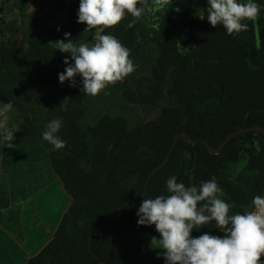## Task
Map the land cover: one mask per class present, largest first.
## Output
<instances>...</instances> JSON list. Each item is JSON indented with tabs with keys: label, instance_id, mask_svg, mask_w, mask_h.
Here are the masks:
<instances>
[{
	"label": "trees",
	"instance_id": "trees-1",
	"mask_svg": "<svg viewBox=\"0 0 264 264\" xmlns=\"http://www.w3.org/2000/svg\"><path fill=\"white\" fill-rule=\"evenodd\" d=\"M17 1L24 17L29 0ZM155 1L147 0L140 19L127 14L103 33L114 35L130 50L136 66L131 76L144 73L137 80L130 78L132 87L124 98L130 105L153 109L156 119L133 131L119 117L104 115L88 122L87 94L81 91L79 76L75 87L67 81V89L59 94L56 88L40 85L43 79H59L67 67L65 59L74 64L70 54L52 42H67L65 33L77 45L94 38V31L84 32L87 25L77 22L80 0L70 7L66 27L47 29L42 21L31 19L28 30L5 19V7L16 1H0V96L15 105L17 124L9 127L16 131L13 141H37L46 149L52 172L71 201L55 235L25 264H166L163 250L151 244L154 237L160 239L155 226L138 225L141 203L122 211L123 237L120 209L140 199L176 136L216 150L238 131L264 128V0H254L261 6L258 22H247L246 32L232 36L222 25L214 28L188 10L175 21L173 5L162 13L154 9ZM142 36L145 44L155 46V58L136 57ZM53 119L62 121L58 135L66 147L60 150L42 139ZM241 163L244 168L237 171ZM172 176L186 187L214 177L225 193L222 199L234 204L230 215L251 211L253 198L264 197V137L254 132L237 136L218 155L201 145L178 143L144 199L169 195L167 180ZM205 233L224 236L215 222L191 235Z\"/></svg>",
	"mask_w": 264,
	"mask_h": 264
},
{
	"label": "clouds",
	"instance_id": "clouds-1",
	"mask_svg": "<svg viewBox=\"0 0 264 264\" xmlns=\"http://www.w3.org/2000/svg\"><path fill=\"white\" fill-rule=\"evenodd\" d=\"M157 4L170 6L172 0H156ZM207 19L212 27L222 25L227 34L239 35L249 28L247 22L256 24L260 18L261 6L254 0H208ZM147 6V0H80L78 23L86 24L84 32H93L95 43L89 46L82 42L74 44L70 33L65 39L52 42L62 53H69L70 63L65 72L59 74L63 84L70 81L76 86V77L82 78V93L98 96L109 85L122 82L136 70L130 59V50L106 29L119 25L131 14L140 19ZM204 19V11L199 10ZM129 23L128 27H132ZM12 104L0 105V118L6 122ZM62 127L59 119L51 120L42 133V139L54 150L66 147V141L58 135ZM0 137L3 147L14 148L12 141L16 131L0 122ZM169 195L144 199L137 211L138 225L152 226L160 234L151 244L163 250L166 264H261L264 256V197L253 198L254 210L243 214H229L234 204L225 202V195L216 179L202 182L199 186L186 187L172 176L167 180ZM215 222V227L224 233L223 238L207 233L192 237L193 230H199Z\"/></svg>",
	"mask_w": 264,
	"mask_h": 264
},
{
	"label": "rangeland",
	"instance_id": "rangeland-1",
	"mask_svg": "<svg viewBox=\"0 0 264 264\" xmlns=\"http://www.w3.org/2000/svg\"><path fill=\"white\" fill-rule=\"evenodd\" d=\"M15 1L16 2H13V4H11L10 6L5 7L4 9L5 19L7 22L16 21L18 24L22 23L21 26L23 27L24 30H28L30 28V25L33 24V21L31 19L42 21L44 23V27L47 29H56V28L66 27L68 12L74 2V0H29L27 7L24 11V17H22L17 10V6L20 5V2L17 0ZM176 2L183 3L182 6H188L189 5L188 2H190L192 4H195L197 7L198 6L200 7L203 4V2H205V0H172L171 4H175ZM154 6H155L154 9L156 11L164 13L165 11L169 9L171 5L167 6V4L165 3L157 4L155 1ZM0 7H1V4H0ZM140 40L141 42L139 45L141 46L139 50L137 51L136 57L141 56L144 59H148L151 57L155 58V53H156L155 46L151 45L150 44L151 42L145 44V41L147 39L144 36H142ZM91 42H88L89 46L95 43V38H93ZM64 72L65 71H63L62 73ZM43 73H46V71H44ZM58 74H59V71H58ZM142 74L144 73L141 70L137 73V75H134V76L129 75L122 82H117L115 85H109L98 96L87 95L86 96V106L88 109V115L86 117H88V122L90 123L92 122V120H95L96 118L101 117L103 115H108L111 118L119 117V118L124 119L128 123L130 131H133L139 125L144 123L146 120L155 118L156 113L154 112L153 109L145 108L142 106L130 105V103L124 98V95L132 87L130 78H133V79L136 78L135 80H137ZM66 83L67 81L61 84L58 79V76H55L52 82H49L43 79L40 85L44 89L47 88L48 86L52 88H56L58 89V94H59V93H62L63 90L67 89V86H65ZM7 103H11V102L6 100L4 97L0 96V105L7 104ZM11 104H12V109L7 113L8 120L4 122L2 121V118H0V122L4 123L7 128L12 127L14 125V122H15V125L17 124V119L14 116L15 105L13 103ZM0 131H2V129H0ZM35 142H36L35 146L40 147L38 148V150H35L36 155H38L37 160L43 163L45 162V158L42 157L43 152H42L41 145L39 144V142L37 141ZM3 143L5 144V141L3 142L2 137H0V155L2 152L3 145H4ZM12 143L15 145V147L17 146L19 147L18 143H23V142L12 141ZM25 145H27V143ZM46 162L48 163V157L46 158ZM244 165L245 163H241L237 167V171L242 170L244 168ZM51 185H55V184H51ZM56 186L58 189L59 199H56L55 196L52 195L53 200L51 204H49L50 207L48 205H45V207L40 210L41 220H40L39 226L37 225L35 227L36 231L32 237V239L35 242H38V237H41L43 240V243L45 242L47 244V242L52 238L53 234L55 233L62 216L64 215V213L67 211V209L69 208L71 204L69 197L65 194V192L63 191V188L59 185L58 180H57ZM0 189L2 190L3 186H0ZM58 216H59V220L57 221ZM32 250H33V247L28 252L26 251L29 257L32 254V253L29 254V252H31ZM13 252H17V249L14 248L13 250H10V251L7 249H4L3 254L1 255L4 258V260H8V258H11L12 262L15 263V258L12 255ZM22 253L26 254L25 251H22Z\"/></svg>",
	"mask_w": 264,
	"mask_h": 264
},
{
	"label": "crops",
	"instance_id": "crops-1",
	"mask_svg": "<svg viewBox=\"0 0 264 264\" xmlns=\"http://www.w3.org/2000/svg\"><path fill=\"white\" fill-rule=\"evenodd\" d=\"M18 144L19 147L11 149L3 147L0 155V186H3L0 189V264H25L30 259L26 251L32 247L29 254L36 250L37 244L31 239L41 220L40 210L45 205L50 207L52 195L59 199L57 180L53 179L45 151L42 149L45 158L42 163L37 160L35 150L40 147L36 143ZM14 248L17 249L12 253L15 263L11 258L4 260L3 250Z\"/></svg>",
	"mask_w": 264,
	"mask_h": 264
},
{
	"label": "water",
	"instance_id": "water-1",
	"mask_svg": "<svg viewBox=\"0 0 264 264\" xmlns=\"http://www.w3.org/2000/svg\"><path fill=\"white\" fill-rule=\"evenodd\" d=\"M258 133V134H261L263 137H264V128L260 127V126H256V127H252L250 129H247V130H242V131H238L236 133H234L233 135L229 136L225 141L224 143H222L218 149L216 150H213L211 149L207 143H204V142H194L192 141L190 138L186 137V136H182V135H178L174 138L173 140V143H172V146H171V149H170V152L166 158V160L163 162V164L158 167L156 170H154L151 175L149 176L148 180H147V183H146V186H145V190H144V193L142 195V197L136 201V202H132V203H127L125 204L119 211V225H120V228L122 229V232H123V235L122 237L124 236L125 234V226H124V223H123V220H122V211L127 208V207H130V206H137L139 205L145 198L146 196V193H147V189H148V185L149 183L151 182V180L162 170L166 167V165L168 164L169 160H170V157L173 153V151L175 150L176 146L178 143H184V144H192V145H201L203 147H205V149L207 150V152L211 155H218L234 138H236L237 136H241V135H245V134H248V133ZM20 142H23L22 144L24 143H27V144H34L36 143L35 141H20ZM53 176V175H52ZM53 179L55 180L56 178H54L53 176ZM56 181V180H55ZM57 183V181H56ZM57 187V186H56ZM52 209V207H51ZM59 220V216L57 218V221ZM56 221V222H57ZM58 224V223H57ZM57 226V225H56ZM94 237V235H92L89 239V247H90V252L92 253V238ZM121 237V238H122ZM101 238L103 239H107V240H114L110 237H107V236H104V235H101ZM121 238H119L118 240H120ZM33 240V239H31ZM34 241V240H33ZM35 242V241H34ZM49 242V241H48ZM47 242V243H48ZM37 244V247H36V250L31 254V257L30 258H33L34 256H36L43 248L44 246L46 245V243L44 242L43 243V240H38V242H36ZM102 264H105V263H102Z\"/></svg>",
	"mask_w": 264,
	"mask_h": 264
},
{
	"label": "flooded vegetation",
	"instance_id": "flooded-vegetation-1",
	"mask_svg": "<svg viewBox=\"0 0 264 264\" xmlns=\"http://www.w3.org/2000/svg\"><path fill=\"white\" fill-rule=\"evenodd\" d=\"M189 3V5L188 6H182V4L183 3H175V4H172L173 6H172V11H173V20H179V19H177V16L178 15H180L181 13H183V11H186V10H188V11H190L195 17H197L200 21H207V18H206V16H207V9H208V7H209V4H208V2H203V4L199 7H197L195 4H192V3H190V2H188ZM199 10H203L204 11V19L203 20H201L200 18H199V15H198V12H199ZM153 22V24H154V22H155V25L156 24H158V22H159V19H155L154 21H152ZM222 37V35H220L219 36V38H221ZM104 116V115H103ZM102 117V116H101ZM114 118H116V117H114ZM153 119H156V117L155 118H153ZM124 120V119H123ZM128 124V123H127ZM3 142H4V140H3ZM4 144V143H3ZM41 148L45 151V154H46V156L48 157V162H49V164H50V167H51V162H50V157H49V154H48V152L46 151V149L44 148V147H42L41 146ZM3 149H5V147L3 148ZM51 170H52V168H51ZM58 183H59V185L63 188V186H62V184L58 181ZM147 183V182H146ZM146 186V185H145ZM145 190V189H144ZM63 191L65 192V190H64V188H63ZM144 193V192H143ZM65 194H66V192H65ZM67 195V194H66ZM142 197V196H141ZM140 197V198H141ZM67 211H68V209H67ZM66 211V212H67ZM65 212V213H66ZM65 213H64V215H65ZM63 215V216H64ZM63 216H62V218H63ZM62 218H61V220H62ZM61 220H60V222H59V225H60V223H61ZM59 225H58V227H59ZM58 227H57V229H56V231H55V233L57 232V230H58ZM55 233L53 234V236L55 235ZM52 236V237H53ZM35 257V256H34ZM33 257V258H34ZM31 259V258H30ZM26 263V262H25Z\"/></svg>",
	"mask_w": 264,
	"mask_h": 264
},
{
	"label": "built area",
	"instance_id": "built-area-1",
	"mask_svg": "<svg viewBox=\"0 0 264 264\" xmlns=\"http://www.w3.org/2000/svg\"><path fill=\"white\" fill-rule=\"evenodd\" d=\"M261 259H263L264 260V256H262V258Z\"/></svg>",
	"mask_w": 264,
	"mask_h": 264
}]
</instances>
